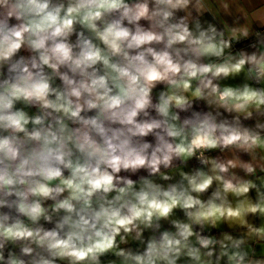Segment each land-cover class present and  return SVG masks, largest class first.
Here are the masks:
<instances>
[{
  "label": "clouds",
  "instance_id": "obj_1",
  "mask_svg": "<svg viewBox=\"0 0 264 264\" xmlns=\"http://www.w3.org/2000/svg\"><path fill=\"white\" fill-rule=\"evenodd\" d=\"M0 264H264V0H0Z\"/></svg>",
  "mask_w": 264,
  "mask_h": 264
},
{
  "label": "crops",
  "instance_id": "obj_2",
  "mask_svg": "<svg viewBox=\"0 0 264 264\" xmlns=\"http://www.w3.org/2000/svg\"><path fill=\"white\" fill-rule=\"evenodd\" d=\"M245 158H247V157H245ZM258 222V221H257Z\"/></svg>",
  "mask_w": 264,
  "mask_h": 264
}]
</instances>
